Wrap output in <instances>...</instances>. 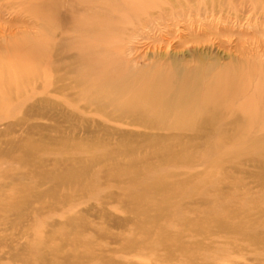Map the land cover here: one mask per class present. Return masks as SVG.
Wrapping results in <instances>:
<instances>
[{
    "label": "rangeland",
    "instance_id": "rangeland-1",
    "mask_svg": "<svg viewBox=\"0 0 264 264\" xmlns=\"http://www.w3.org/2000/svg\"><path fill=\"white\" fill-rule=\"evenodd\" d=\"M41 2L0 0V264H264V0ZM82 49L112 104L47 101Z\"/></svg>",
    "mask_w": 264,
    "mask_h": 264
},
{
    "label": "bare ground",
    "instance_id": "bare-ground-1",
    "mask_svg": "<svg viewBox=\"0 0 264 264\" xmlns=\"http://www.w3.org/2000/svg\"><path fill=\"white\" fill-rule=\"evenodd\" d=\"M58 3H59L58 0H54V6L56 8V11L59 8ZM47 4H48V0H42L40 4L41 14H44L45 12L48 11ZM68 6H70L69 16H70V19L72 20V25L79 28V26L85 23V20L83 18H78L77 15H75V12L79 9V7L78 9H76L75 4L73 2H71V4L69 2ZM44 25L46 28L48 27V22L46 19L44 20ZM44 45H46V43ZM80 51L87 53L88 56H85L82 62L78 66L73 67L72 69L68 70V73L66 75H63L60 72L59 68L56 67V65L58 64V59H57V51L54 50L53 56L51 57L52 58L51 66H52V69H54V71H52L53 80H50L51 77L48 78V72H46L48 59L46 55L44 54L43 74L41 76V82H42V87L44 89V94H46L45 96L47 98V101L48 99L50 101H53L50 94L55 93L59 89V84L65 81L66 86L72 89H77L78 91H81L82 93H87L90 101L93 103H96L98 105L100 103H102L103 105L112 104V103L110 104L106 103L105 100L108 96L112 97L113 93L110 95H108V93L105 94L104 89H101V87L107 84L109 85L113 84V81L109 77L113 69V66L110 64L107 65V63H104L103 60L94 58L93 54H91L93 60L91 62H88L90 59L91 51L90 50L84 51L83 49ZM107 75L109 78H106ZM69 76H75L77 80L76 78L75 80L73 79L71 80L67 78ZM50 81L52 82V87L55 88V90L52 93L50 92L52 91V89L49 88ZM98 85H101V86L98 87ZM72 95H75V94H72ZM187 96L188 97L180 98L182 100L179 103L180 107L186 108L188 106L193 107V105H195L197 101V97L193 95H187Z\"/></svg>",
    "mask_w": 264,
    "mask_h": 264
}]
</instances>
